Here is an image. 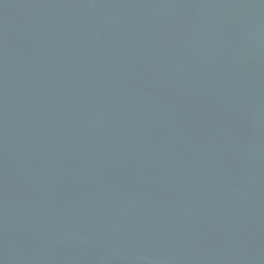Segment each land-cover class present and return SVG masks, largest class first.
Instances as JSON below:
<instances>
[{
    "label": "water",
    "instance_id": "1",
    "mask_svg": "<svg viewBox=\"0 0 264 264\" xmlns=\"http://www.w3.org/2000/svg\"><path fill=\"white\" fill-rule=\"evenodd\" d=\"M0 264H264V0H0Z\"/></svg>",
    "mask_w": 264,
    "mask_h": 264
}]
</instances>
